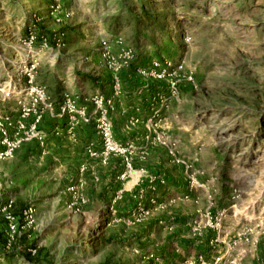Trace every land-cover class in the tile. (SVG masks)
<instances>
[{"label":"rangeland","instance_id":"obj_1","mask_svg":"<svg viewBox=\"0 0 264 264\" xmlns=\"http://www.w3.org/2000/svg\"><path fill=\"white\" fill-rule=\"evenodd\" d=\"M146 2L0 0V114L17 118L33 88L51 103L35 105L42 139L0 162V194L37 209L19 238L35 256L5 264H264V0ZM104 40L132 51L117 73ZM163 60L182 68L143 73ZM120 78L148 104L151 148L103 163L88 153L95 129L61 148L65 94L111 79L117 98Z\"/></svg>","mask_w":264,"mask_h":264},{"label":"built area","instance_id":"obj_2","mask_svg":"<svg viewBox=\"0 0 264 264\" xmlns=\"http://www.w3.org/2000/svg\"><path fill=\"white\" fill-rule=\"evenodd\" d=\"M121 45V42L117 41ZM99 52L104 60L106 66L113 72H119L124 66L128 64L132 56V51L127 47H120L118 54L112 52V45L107 41H102L99 44ZM182 66L175 65L170 60L154 61L148 69L143 73L154 79L161 80L165 77H173ZM188 78H191L189 75ZM174 82H172V85ZM113 95H117L118 82L114 87ZM32 92L37 93V97L32 98L31 105L19 101V115L15 119L3 117L0 114V162L4 159L13 156L14 152L25 142L33 139H42V132L40 125L42 122V112L35 109L36 103L43 102L46 107H50L51 103H46L44 94L40 90L31 89ZM104 96L96 94L91 98L93 111L89 112L85 106L77 104L76 99L70 94H65L62 103L58 108V116L63 118L66 123L68 131L83 124L94 123V129L100 140L98 149L92 145L88 146V153L91 157L100 158L105 163L111 155H126L129 146L118 142L114 135L110 119V110L112 109L114 96ZM29 119L28 122L26 120ZM158 142L164 143V138L158 136ZM170 154H174V148L171 147ZM178 161V160H177ZM128 167V166H127ZM127 172L121 174L125 177ZM75 191L74 186L69 188ZM37 209L34 204H27L19 211L15 210V201L11 195L0 194V217L3 220L2 234L4 242L0 244V263L5 259L6 255H13L17 258L23 257L25 252L29 256H35L36 247L28 246L24 248L19 243V238L22 234L28 236L36 227ZM189 264H207L202 260L196 263Z\"/></svg>","mask_w":264,"mask_h":264},{"label":"crops","instance_id":"obj_3","mask_svg":"<svg viewBox=\"0 0 264 264\" xmlns=\"http://www.w3.org/2000/svg\"><path fill=\"white\" fill-rule=\"evenodd\" d=\"M121 74L123 75V72ZM120 82L121 93L117 98H114L113 106L110 111L113 135L115 139L121 142L122 144L132 145V148L134 150L148 149L150 146L147 145L144 139V136L148 133L145 125L148 113V104L139 95L137 91V86H132L131 88L127 87V82L124 80V78H120ZM132 83H137V81L133 80ZM112 84V80L110 79L106 82L99 83L90 89L87 87H79L76 91L77 104L80 106H85L88 111H91L92 103L90 102V96L97 92L104 94V96H110L113 92ZM145 93H147V90L145 91ZM56 130L58 133L52 135L54 138L58 139V143L60 144L61 148L64 146V144H68L70 142L84 144L88 138H96L92 123L80 125L79 127L74 129L73 133L69 134H67L68 132L65 130L64 127L57 126ZM69 135L72 138H70ZM114 161L116 160L113 158L109 159L107 167L110 168ZM113 170L114 167L111 168V171ZM20 209L21 208H18L15 204V210L19 211ZM2 229L3 220L2 218H0V244H2L5 240L2 234ZM17 259V257L9 254L5 256L4 261L0 264H5L7 262H10L11 260L15 261Z\"/></svg>","mask_w":264,"mask_h":264},{"label":"trees","instance_id":"obj_4","mask_svg":"<svg viewBox=\"0 0 264 264\" xmlns=\"http://www.w3.org/2000/svg\"><path fill=\"white\" fill-rule=\"evenodd\" d=\"M147 0H138V3H140L141 4V7H142V9H145V5L148 3V2H146ZM38 256V255H37ZM28 259H31V258H28Z\"/></svg>","mask_w":264,"mask_h":264}]
</instances>
